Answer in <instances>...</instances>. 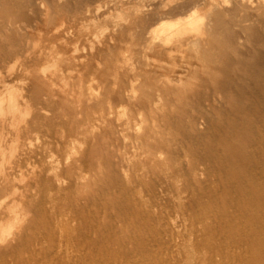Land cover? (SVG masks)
I'll return each mask as SVG.
<instances>
[{
	"label": "bare ground",
	"instance_id": "obj_1",
	"mask_svg": "<svg viewBox=\"0 0 264 264\" xmlns=\"http://www.w3.org/2000/svg\"><path fill=\"white\" fill-rule=\"evenodd\" d=\"M93 1L0 0V62L13 55L6 49L28 51L34 40L25 36L27 25L19 21L25 11L28 15L37 11L41 16L39 31L48 29L45 34L49 37L61 38L60 27L67 22L63 31L73 40L78 36L79 18L62 19L53 25V15L61 12L63 17L64 7L75 3L90 6ZM137 1L116 5L105 1L103 11L101 7L84 8L88 21L96 17L109 20L113 14L118 18L107 34L98 35L94 43L87 41L89 55H77L78 44L68 47L67 39L57 41L61 42L59 50L55 45L46 49V62L52 67L79 66L74 76L62 75L61 70V76L47 72L46 64V68H33L18 85L11 84L15 76L9 80V73L0 78V148L6 149H0V192L10 195L14 190L7 189L8 184L26 181L23 190L27 197L16 203L11 196L14 200L9 205L4 201L5 192L3 200L0 195V204L4 201L3 207L8 205L7 209L0 206L7 210L0 212L4 214L0 216V264H175L169 223L157 203L163 186L158 183L161 173L172 164L170 170L186 164L182 175V167L171 172L185 176L184 189L201 212L190 226L192 234L206 241L203 264H264V105L255 119L251 114L233 116L223 125L224 136L214 143L204 141V132L197 131L198 121L208 122L221 105L220 98L228 99L226 106L231 104L228 96L232 95L221 89L226 83L221 66L241 69L246 54L253 50V56L258 47L264 48V0ZM54 3L63 6L55 11ZM115 52L126 55L113 62L110 56ZM207 84L214 88L211 98L207 93L203 106L196 113L192 108L193 116L187 121L188 144L193 139L199 141L201 152L187 146L191 151H183L181 160L168 149V120L186 109L182 102L190 104L187 99L201 96L200 88ZM101 98L106 104L99 109L103 112L96 114L99 110L94 109L103 104ZM116 108L126 111L121 123L115 120ZM176 109L180 110L174 113ZM55 123L68 125L69 132L57 134L60 137L52 148ZM32 138L36 144L31 143ZM119 142L124 149L130 143L137 152L129 156L130 152L120 151ZM52 149L59 154L53 155L57 160L52 158ZM139 155L143 173L134 178L131 159ZM101 182L109 185L106 190L111 186L115 192L111 189L106 196L104 191L103 212L91 200L93 193L100 192L96 185ZM61 197L70 200L64 199L71 210L70 219L64 217L65 223L54 211V205L61 201L55 204L56 199ZM57 215L62 216L61 212Z\"/></svg>",
	"mask_w": 264,
	"mask_h": 264
},
{
	"label": "rangeland",
	"instance_id": "obj_2",
	"mask_svg": "<svg viewBox=\"0 0 264 264\" xmlns=\"http://www.w3.org/2000/svg\"><path fill=\"white\" fill-rule=\"evenodd\" d=\"M105 1L106 2H109L108 4L109 5H116V4H121L120 2H123V3H128V2H131V3H135V2H138L137 0H126V2H125V0L123 1V0H94L93 1V3L90 5V6H85L84 4H70L69 6H67V7H64V10H63V17H62V15H61V12H59L58 14L59 15H53V25H57L59 22H61L62 21V19H66V21H67V19H71L72 17H74V18H79V21L77 20V19H75L76 20V26L77 27H79V29L77 28L76 29V33H77V35L78 36H76L75 37V39L73 38V40H72V37L73 36H69V35H71V34H66L65 33V31H63V29L66 27V25H67V22L66 23H62L63 25H62V27H60V30L61 31H59V35L61 36V38H58V36L57 37H53V36H51V37H49V34L48 35H46L45 33L47 32V30L48 29H43L42 31L40 30L39 31V27H41V16L37 13V11H33L32 13H30L29 15H28V13L25 11V13L23 14V16H22V18H21V20L19 19V21H20V24H22V25H27L26 27H27V30H26V37H33V42L32 43H30L29 44V50L28 51H25V49H23V50H21V51H18V50H15L14 49V47L13 48H11V49H6L7 50V52H8V50H9V52L11 51V53L13 52V55L6 61V62H3V63H1L0 62V69H1V71H0V78H6V76L8 75V73H9V76H11V78H9V80H11L14 76V78H15V80H14V78L12 79V81H11V84L12 83H14V85H18L20 82H21V79H25L26 80V75L28 76V73H29V71H31L33 68H37V69H42L43 67H45V66H47V65H49V66H47L48 68H46V71L47 72H52V73H57V75H59L60 73V70H61V72H64V73H62V75H64L65 74V76H74L75 75V73H77V71L76 70H78L79 71V69H80V67L79 66H74V65H72V66H70V67H68V68H64V67H52V65H51V63L49 64H47V60H46V58H45V53H46V51H47V53L49 52L48 50H46V49H48L49 47L51 48V47H53L54 45H55V47H56V50H59V46H60V44H61V42L59 43L58 42V44H57V41H60V40H65V39H67L68 40V43H67V46L68 47H71V48H73L74 46H75V44L77 45L78 44V50L77 51H79V53L77 54V55H79V56H87V55H89V50H88V45H87V41L89 42V40L91 39V41L90 42H92V43H94L95 41H97V40H95V39H99L100 37H101V34L102 33H105V34H107V32H109L110 30H111V28H112V26L114 25V23L117 21V17H115L116 15L115 14H113V15H115V16H110L109 18H107V19H109V20H104V18L103 17H96V18H93L91 21L89 20L88 21V18H87V14H86V7H87V9L89 8V9H93V8H95V7H103L104 8V5H105ZM135 1V2H134ZM142 1H148V0H140V2H142ZM156 1V0H155ZM157 1H163V2H165L166 0H157ZM103 2V3H102ZM168 2H171V1H168ZM168 2H165V3H168ZM84 3V2H83ZM96 3H98V4H100V5H98V4H96ZM55 4V6H54V9H55V11H57V10H59L60 8H61V6H63V3H54ZM58 4V5H57ZM93 4H95V6L93 5ZM169 4V3H168ZM85 7H84V6ZM97 5V6H96ZM105 6H107V5H105ZM100 8L99 10L100 11H103V8ZM85 8V9H84ZM63 9V8H62ZM67 10H68V12H67ZM85 10V11H84ZM66 13V14H65ZM85 14V15H84ZM68 16V17H67ZM86 18H85V17ZM82 17H83V19H82ZM112 17H114V18H112ZM36 18V19H35ZM82 19V20H81ZM81 20V21H80ZM114 20V21H113ZM29 22V23H28ZM91 23V25H90V23ZM110 22V23H109ZM81 24V25H80ZM85 25V26H84ZM86 27V28H85ZM88 28V29H87ZM107 28V29H106ZM109 28V29H108ZM95 29V30H94ZM101 29L103 30V31H101ZM85 31V32H84ZM41 32H42V34H41ZM81 33V35L80 34H78V33ZM64 34L65 35H67V38H66V36H64ZM105 34H102V36L103 35H105ZM100 37H99V36ZM96 36V37H95ZM48 37V38H47ZM70 37H71V39H70ZM93 37V38H92ZM98 37V38H97ZM69 38V39H68ZM40 39V40H39ZM59 39V40H58ZM45 40H46V42H45ZM53 40V41H52ZM71 40V41H70ZM93 40H95V41H93ZM82 41V42H81ZM40 42V43H39ZM41 42H43V43H41ZM48 42V43H47ZM78 42V43H77ZM89 42V43H90ZM45 43H47V44H45ZM50 43V44H49ZM16 44V43H15ZM49 44V45H48ZM69 44V45H68ZM81 44V45H80ZM86 44V45H85ZM36 45H37V49H36ZM50 45H53V46H50ZM31 46V47H30ZM81 46H82V48H84L83 50H81ZM84 46V47H83ZM33 47V48H32ZM40 47V48H39ZM32 48V49H31ZM50 48H49V50H50ZM255 48L256 47H254V51H255ZM257 49V48H256ZM45 52H44V51ZM52 50H54V52L56 51L54 48L52 49ZM86 52H85V51ZM15 51V52H14ZM16 51H18V52H16ZM122 51V50H121ZM253 50H251V52H252ZM2 53H3V51H1ZM38 52H39V54H38ZM81 52H83V53H81ZM117 52L118 53H120L119 52V50H117ZM248 52H250V51H248ZM249 53L248 55L246 54L245 56H244V63H242L240 66H241V69H240V67H238L237 69H235L236 70V72H234L233 70H232V68H228V69H224L223 68V65L221 66V72L222 73H224V77L222 78L224 81H226V83H224L225 85L224 86H222L221 87V89H225L227 92H228V94L230 93L232 96H228V98L230 97V99H231V101L229 100V103H231L229 106H226V104H227V100L225 101V99H223V98H220L219 100H220V103L219 104H221V105H218V109L216 110V112L213 114L212 113V115H211V117L209 116L208 117V122H203L202 121V123H201V121L199 120L198 122H200L199 124H198V129H197V131L198 132H204V134L203 135H205V138H204V141H206V142H208V143H214V142H216L217 140H219V138H221L222 136H224V134L226 133V128L223 126V125H225V123L226 122H228V121H230V120H232V119H234L233 118V116L235 117H237V116H242L243 114H247V115H249V114H251L252 115V119H255L256 117V115L258 114V112H259V109H260V107L262 106V105H264V48H259L258 47V51L256 50L255 52L256 53H253V56H252V53ZM33 53V54H32ZM77 53V52H76ZM85 53V54H84ZM15 54H17V55H15ZM31 54V55H30ZM38 54V55H37ZM41 54V55H40ZM42 54H44V57H43V55ZM55 54V53H54ZM115 55H112V56H110V59L113 61V59L114 60H116V58H120V56H125L126 54H117L116 52L114 53ZM254 54H258L256 57H255V55ZM16 57H15V56ZM26 55V56H25ZM28 55H29V57L31 56V59L28 57ZM37 56V57H36ZM20 57H21V59H20ZM26 57V58H25ZM36 57V58H35ZM40 57H41V59H40ZM249 59H248V58ZM16 58H18L17 60H16ZM33 58H35L34 60L36 61H34L33 60ZM45 58V59H44ZM23 59V60H22ZM44 59V60H43ZM23 61V62H22ZM250 61H252V65H251V67L249 68V64H250ZM36 63V65L37 66H35V63ZM113 62H115V61H113ZM18 63V64H17ZM20 63V64H19ZM34 63V64H33ZM47 64V65H46ZM5 65V66H4ZM20 65V66H19ZM9 66V67H8ZM33 66V67H32ZM51 66V67H50ZM74 66V67H73ZM11 67V68H10ZM15 67V68H14ZM20 67V68H19ZM22 67L26 70V72L25 71H22V70H24V69H22ZM32 67V68H31ZM263 67V68H262ZM4 68H6V69H4ZM56 69V71H54L55 69ZM60 68V69H59ZM64 68V69H63ZM71 68V69H70ZM79 68V69H78ZM10 69H11V71H10ZM13 69V70H12ZM20 69V70H19ZM57 69H59V70H57ZM6 70V71H5ZM62 70H64V71H62ZM238 70V71H237ZM243 70V71H245L244 73H243V71L241 72V71ZM7 71H9V72H7ZM70 71V72H69ZM233 71V72H232ZM25 72V73H24ZM14 73H15V75H14ZM27 73V74H26ZM59 73V74H58ZM68 73V74H67ZM73 73V74H72ZM225 73H227V74H225ZM236 73V74H235ZM18 77H17V76ZM2 76V77H1ZM24 76V77H23ZM60 76H61V74H60ZM21 78V79H20ZM85 79H87L86 77H85ZM102 79V78H101ZM141 79L140 78H138V81H140ZM0 81H1V79H0ZM16 81V82H15ZM23 81V80H22ZM86 81V80H85ZM260 84H263V86L262 87H260ZM1 85V84H0ZM208 86V87H207ZM211 85L210 84H207L206 85V87L205 86H203L202 88H200V90L202 91V93H200L201 94V96H198L197 98H196V96H194V98L195 99H199L198 101L196 100L195 102H193V101H190V99L191 100H195L193 97H190L189 99H187V100H189V102H190V104L187 102V101H184L185 102V104L183 105V102H182V107L184 106V108H186V109H184V110H180L181 112H182V114L181 115H179L181 112L179 111H177V109H176V111L174 112V113H177L178 112V115L177 114H175V115H177V116H175V117H172V116H174V114L172 115V116H170V120H168V125H169V122L171 123L170 125H169V129H170V132H169V135L168 136H166L167 138H168V143L167 144H169V146H168V149L170 150V153H176V154H178L179 156H180V159L182 160L183 159V151H184V153L186 152V153H188L187 152V150H190L191 151V148H193L192 150L195 152L196 150L198 151H196V153H200L201 152V150H200V147L198 148V145L197 144H200V142L198 141V142H195V140L193 141V140H191V143L190 144H188V141H190V137H187L186 135L188 134V122H189V118L188 117H190L191 116V114H192V112H193V110H194V112L196 113V111H199L198 109H200L202 106H203V104L205 103L204 102V99L205 98H207L208 96V94L207 93H209L210 95H209V98H211V93H212V90L214 89H211L212 88V86L210 87ZM239 86V87H238ZM238 87V88H237ZM242 87V88H241ZM208 88V89H207ZM238 89V90H237ZM210 91V92H209ZM200 92V91H199ZM203 93H205L204 95H203ZM199 94V95H200ZM207 94V95H206ZM229 94V95H230ZM203 95V96H202ZM260 96V97H259ZM263 96V97H262ZM223 97V96H222ZM238 97V98H237ZM261 97H262V99H261ZM208 98V99H209ZM233 98H234V100H235V103L233 102L234 100H233ZM101 100L103 101L104 100V98H101ZM207 100V99H206ZM205 100V101H206ZM204 103H203V102ZM245 101L247 102V103H245ZM105 101H103V104H102V102H101V104H99L100 106H98L97 108H95L94 110L97 112L99 109H102V108H104L105 107V105L104 104H106V103H104ZM198 102V103H197ZM199 102H200V104H199ZM224 102V103H223ZM240 102V104H238ZM187 104H188V106H187ZM196 104H198V105H196ZM235 104H237L236 106L237 107H234L233 105H235ZM253 104V105H252ZM101 105H102V107H101ZM185 106H187V107H185ZM198 106V107H197ZM224 106H226V107H224ZM231 106V108L230 109H228L227 107H230ZM232 106H233V110H232ZM100 107V108H99ZM178 107H179V105H178ZM188 107H189V109H188ZM200 107V108H199ZM179 108H181V104H180V107ZM192 108H193V110H192ZM239 109V111H238V109ZM123 108H116V110H115V112L116 111H118V112H116V114L114 115L115 116V120L116 121H123L125 118V114H126V111H124V110H122ZM183 109V108H182ZM225 109V110H224ZM227 109V110H226ZM93 110V111H94ZM219 110H221V111H219ZM232 110V111H231ZM94 111V112H95ZM217 111H219V112H217ZM256 111V112H255ZM95 112V113H96ZM99 112V113H98ZM96 114H100V113H102L103 112V110L100 112V110L98 111ZM185 112V113H184ZM232 112V113H231ZM236 113V115H235V113ZM125 113V114H124ZM218 113V114H217ZM123 114V115H122ZM215 114H217V115H219V116H216L215 117ZM262 114H264V112H262ZM187 115H189V116H187ZM193 116V115H192ZM191 116V117H192ZM116 117H117V119H116ZM123 118V120H121ZM181 118V119H180ZM218 118V119H217ZM176 119V120H175ZM212 119V120H211ZM220 119H221V121H222V125H221V121H220ZM202 120V119H201ZM177 121V122H176ZM188 121V122H187ZM217 121H219L220 123H218ZM173 122V123H172ZM119 123H121V122H119ZM184 123V124H183ZM204 124V125H203ZM218 124V125H217ZM179 125V126H178ZM68 127V125H65V126H60V125H58V124H54L53 126H52V136L54 137L53 138V142L57 139V137H58V139H59V137L63 134V132L64 133H67L68 134V132H69V127ZM185 126V127H184ZM222 126V127H221ZM55 127H56V129H57V132H55L56 131V129H55ZM62 130V128H63V131H58V130H60V129ZM173 128V129H172ZM179 128V129H178ZM200 128V129H199ZM188 129V130H187ZM54 130V131H53ZM64 130H66V131H68V132H66V131H64ZM172 130V131H171ZM180 130V131H179ZM222 130H223V132H222ZM174 131V132H173ZM179 131V132H178ZM188 131V132H187ZM208 131V132H207ZM210 131H211V133H212V135H211V133H210ZM60 132H62V134H60ZM175 132H178L179 133V135H177V133H175ZM220 135H216L217 133ZM171 133V134H170ZM224 133V134H223ZM55 134V135H54ZM60 135V136H56V135ZM67 134H65L64 136H67ZM176 135V136H175ZM181 138H179V137ZM189 140H188V139ZM210 138V139H209ZM178 139V140H177ZM206 139H208L209 141H207ZM217 139V140H216ZM34 141V142H33ZM185 141V142H184ZM56 142V141H55ZM55 142H54V146H53V144H52V148L53 147H55L56 146V144H55ZM129 142V141H128ZM171 142V143H170ZM1 143V142H0ZM31 143L32 144H36V141H35V139L34 138H32L31 139ZM120 144H118V145H120V148H121V150L120 151H126L127 153H128V155L129 156H132L135 152H137L136 150H134V149H137V148H134V147H132L131 145H130V143H129V146H127V148L128 147H130L129 149H124L123 148V143H121V142H119ZM186 144V145H185ZM196 144V145H195ZM122 145V146H121ZM195 147H194V146ZM1 146V145H0ZM181 146V147H180ZM187 146L188 147H191V148H189V149H187ZM132 147V148H131ZM3 147H1L0 149H2ZM134 148V149H133ZM197 148V149H196ZM4 149V151H6V149H5V147L3 148ZM2 149V150H3ZM131 149V151H129ZM174 149V150H173ZM183 149V150H182ZM1 150V151H2ZM55 150V151H54ZM133 150V151H132ZM176 150V151H175ZM0 151V152H1ZM52 151H54L53 152V154H52V156L54 155V154H56V149H52ZM138 151H140L139 149H138ZM130 152V153H129ZM133 153V154H132ZM139 153V152H138ZM1 154V153H0ZM57 155H59L58 154V152H57ZM57 155H54L55 157L57 156ZM52 157V158H55V157ZM135 157V159L133 158V159H131V165H132V172H133V177L135 178H139V175L141 174L140 172L142 171V170H140V168L142 167V165H140V163H139V161L140 160H142V155H139V157L138 156H134ZM141 158V159H140ZM58 159V158H57ZM56 158L54 159V160H57ZM138 159H140V160H138ZM136 160V161H135ZM184 160V159H183ZM0 162H1V158H0ZM184 162V161H183ZM1 164V163H0ZM135 164V165H134ZM186 164H183V166H181L180 168H181V173H180V171H179V173L182 175L184 172H186V167H185V169H184V166H185ZM174 168V164H172L170 167H167V168H165L164 167V172L163 173H161L162 174V176L164 177H161L160 178V181L158 182L160 185V189H162V190H159V194H160V192H163V193H161L160 195L159 194H157V203H159L158 204V207L160 206L161 208L159 209L160 210V212L162 213V215H166L165 217H166V221L169 223V231H170V233H171V241H173V243L171 244V245H173V244H175L174 246L176 247V249H174V246L172 247V250H174V251H172V254H173V256H175V258H176V261L177 262H179L180 264H182V261H183V263L185 262H187V264H191V263H193V264H203V261H201V259H203V257H204V254H205V251H206V247L205 246H203V245H206L205 243H206V241H205V243H204V241H202L201 239H200V237H196L195 236V234H192L191 233V226H190V223L192 222V219H193V217H195L196 216V213H197V215H198V213H201L200 211H198V209L197 208H195L196 207V204H197V201H195V199H194V197L192 196H190L189 195V191H187V190H185L184 188V186H185V184H186V181H185V176H180V177H178L177 175L175 176L174 174H172V172L171 171H176V170H180V168L178 167V168H175V169H173V170H170L171 168ZM142 169V168H141ZM170 170V172H168ZM0 171H1V165H0ZM184 171V172H183ZM165 172H166V174H165ZM168 172V173H167ZM142 173H143V171H142ZM1 174V173H0ZM146 174V173H145ZM144 174V175H145ZM163 174H165V175H163ZM147 175H149V174H147ZM171 175V176H170ZM165 176H166V178H165ZM0 177H1V175H0ZM177 177V178H176ZM171 179V180H170ZM166 180V181H165ZM18 181V180H17ZM17 181H13V182H11V184H8V186H7V189H10L11 191H12V188H13V190L14 191H16V194H15V192L14 191H12V193L11 194H13V195H9L8 194V192L6 193L5 191V195H6V198H5V196H3L4 195V192H2L3 194H1V192H0V195H1V197H2V200H3V198H5V200L4 201H7L6 202V204H9V202L12 200H14L13 198H15V200H14V202H20L21 200H24V201H26V199H27V197L25 196V191L23 190V186H25V184H26V181H19V182H17ZM0 182H1V178H0ZM166 182V183H165ZM19 183V184H18ZM102 183V182H101ZM101 183H99V185L97 184L96 185V187L97 186H99L96 190L98 191V189L100 190V192L98 191H96L97 193H96V195H95V193H93V195H95L96 197H98V199L95 197V196H93L92 195V197L93 198H91V200H93L94 202H95V204L97 205L98 204V206L97 207H101L100 208V210L99 211H102L103 212V210H104V208H102V206H103V203H104V201L106 200V196H109L112 192H110V190L111 191H113L114 189L110 186V190L108 191V189H109V185L108 184H106V182H103L102 183V186H104L103 184H105V186L103 187V189H102V187L100 186L101 185ZM163 183V184H162ZM171 183V184H170ZM177 183V184H176ZM21 184V185H20ZM11 185V186H10ZM14 187H13V186ZM16 185V186H15ZM108 185V189L106 190V186ZM19 186V187H18ZM176 186V187H175ZM168 187V188H167ZM15 188L17 189V190H15ZM165 188V189H164ZM173 188V189H172ZM6 189V188H5ZM6 189V190H7ZM157 189H159V187H157ZM176 189V190H175ZM179 191H178V190ZM4 189H2L1 191H3ZM9 190V191H10ZM19 191H21V192H19ZM24 191V192H23ZM94 191V192H95ZM106 192V194H105V192ZM107 191H108V193H109V195H108V193H107ZM10 193V192H9ZM19 193V194H18ZM99 193L102 195H99ZM103 193H104V196H103ZM113 193H115L114 191H113ZM156 193H157V191H156ZM19 196H18V195ZM21 194V195H20ZM184 196H183V195ZM9 195V196H8ZM68 195V194H67ZM106 195V196H105ZM162 195V196H161ZM163 195H164V197H163ZM187 195L189 196V198H190V200H189V198L187 197ZM13 198H12V197ZM20 196H22V197H20ZM186 196V197H185ZM7 197L9 198V199H7ZM100 197V198H99ZM103 197V200L101 199ZM105 197V198H104ZM18 198V199H17ZM68 198H69V196H68ZM66 199V198H64V197H61V198H57L56 199V201L57 202H55V204L56 203H58L60 200V202L58 203V205L59 206H57V204L56 205H54V203H53V205H54V207L56 206V208H54L55 210V216L57 217V219H62L61 221L62 222H68V221H66V220H69L70 219V215H71V210H70V208L68 207V205L69 204H67L65 201H70L69 199ZM163 198V203H162V200L161 199ZM64 199H66L65 201H64ZM0 200H1V198H0ZM18 200V201H17ZM64 201V204L62 205V204H60L61 202H63ZM100 200H101V203H100ZM182 200V201H181ZM3 201V203H5ZM92 201V202H93ZM2 202V201H1ZM0 202V203H1ZM91 202V203H92ZM93 202V203H94ZM161 202V203H160ZM175 202V203H174ZM189 202H190V204H189ZM194 202V203H193ZM3 203H2V205L0 204V206L2 207V208H6L7 209V206H5V207H3ZM10 203H12V202H10ZM67 205H66V204ZM69 203V202H68ZM194 205L193 207H192V204ZM10 205V204H9ZM62 206V208H64V210L62 209V208H59V207H61ZM91 206H92V204H91ZM90 206V204H89V207H91ZM163 206V207H162ZM93 207V206H92ZM66 208H67V210H66ZM58 209V210H57ZM92 209H94V208H92ZM91 208H90V210H92ZM103 209V210H102ZM196 209V210H195ZM0 210H1V208H0ZM56 210H57V212H56ZM60 210V211H59ZM64 212H63V211ZM87 210H89V208L87 207ZM109 210V209H108ZM184 210V211H183ZM189 210V211H188ZM67 211H70V212H67ZM0 212H7V210H5L4 209V211H0ZM60 212H61V214H62V216L61 215H57V214H60ZM68 213H69V215H68ZM101 213V212H100ZM1 214L2 213H0V216H1ZM6 214V213H5ZM178 214V215H177ZM194 214V215H193ZM31 215V214H30ZM67 215L69 216V217H67ZM2 217H4V214H2V216H1V218ZM63 217V218H62ZM66 218V220H65V218ZM168 217V218H167ZM190 217H191V219H190ZM0 218V219H1ZM191 220V221H190ZM110 221H113V218L110 220ZM37 224H38V222H36ZM36 224V225H37ZM185 229V230H184ZM197 234V233H196ZM190 237V238H189ZM199 240L198 242H200L199 243V245H196L195 246V240ZM171 241H170V243H171ZM203 243V244H202ZM202 244V245H201ZM178 250V251H177ZM179 252V253H178ZM184 252V253H183ZM182 253V254H181ZM194 253V254H193ZM180 254V255H179ZM181 257V258H180ZM217 258V257H216ZM214 260H217V259H215V257L213 258ZM180 260H181V262H180ZM177 262H175V264H179V263H177ZM191 262V263H190Z\"/></svg>",
	"mask_w": 264,
	"mask_h": 264
}]
</instances>
